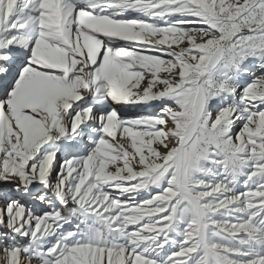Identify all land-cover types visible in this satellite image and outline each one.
<instances>
[{
  "label": "snow or ice",
  "instance_id": "1",
  "mask_svg": "<svg viewBox=\"0 0 264 264\" xmlns=\"http://www.w3.org/2000/svg\"><path fill=\"white\" fill-rule=\"evenodd\" d=\"M0 264H264V0H0Z\"/></svg>",
  "mask_w": 264,
  "mask_h": 264
}]
</instances>
